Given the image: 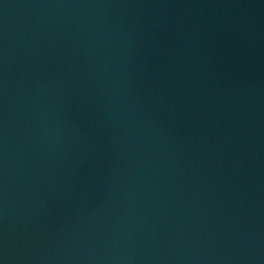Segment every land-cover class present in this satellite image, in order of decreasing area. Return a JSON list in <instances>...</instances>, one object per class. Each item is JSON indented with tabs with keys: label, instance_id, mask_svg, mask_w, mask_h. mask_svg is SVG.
Returning a JSON list of instances; mask_svg holds the SVG:
<instances>
[{
	"label": "water",
	"instance_id": "obj_1",
	"mask_svg": "<svg viewBox=\"0 0 264 264\" xmlns=\"http://www.w3.org/2000/svg\"><path fill=\"white\" fill-rule=\"evenodd\" d=\"M0 264H264V0H0Z\"/></svg>",
	"mask_w": 264,
	"mask_h": 264
}]
</instances>
